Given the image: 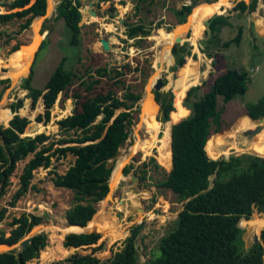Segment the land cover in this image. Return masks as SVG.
Returning a JSON list of instances; mask_svg holds the SVG:
<instances>
[{
	"label": "trees",
	"instance_id": "1",
	"mask_svg": "<svg viewBox=\"0 0 264 264\" xmlns=\"http://www.w3.org/2000/svg\"><path fill=\"white\" fill-rule=\"evenodd\" d=\"M145 2L147 0H135L134 7L138 8L139 3ZM198 2L199 0H191L190 3L181 5L179 9H174L177 22L185 23L187 15ZM257 2L258 0L249 2L238 0L233 10L238 14L245 11L253 12L256 10ZM81 5V0H59L53 17L54 20L64 21L70 34L68 42L73 46L80 40ZM0 6L7 8L0 13V25L17 22V29L14 32L0 28L1 45L9 43L17 34L27 29L34 17L44 15L46 0H2ZM229 25V16H214L210 22L211 35L203 41L204 48L201 52L205 53L209 44L217 40L222 27ZM149 33L150 27L140 22L127 25L125 32L128 38L147 36ZM47 35L48 33L38 50L45 43ZM241 35L242 27L238 26L236 34L222 42L220 48H226L231 44L238 45ZM19 46L18 42L11 46L9 53H13L9 58ZM191 49L189 41L184 40L182 43L175 42L168 53L173 57L170 71L175 73L179 69L172 83L174 101L171 89L153 90L155 100L160 105L156 119L161 123L169 120L173 122L171 165L167 176L158 183V186L174 193L183 202V206L173 225L160 237L156 249L150 251V256L144 264H264V229L260 232L261 242L253 243L248 248L242 246V250L238 245H243L240 220L244 218L240 222L242 226L250 223L258 215L254 213L251 216L254 209L257 212L264 211V157L253 153H241L225 154L224 156L229 155L225 159L223 156L217 158L210 151L209 137L222 126L220 116L222 109L218 108V98L221 97L222 101L227 103L234 96L244 94L247 72L242 69L226 68L215 77L207 91L197 96L196 92L200 85L192 84L199 80L200 74L194 68V60L189 58L186 61V57L195 58ZM206 56L211 58L213 65L212 53L207 51ZM66 59L64 56L61 58L43 87L32 85V70L20 84V88L26 90V97L30 98L32 106L39 98L42 99L44 114L38 115L37 120L50 119L49 109L55 103L58 94L79 76L72 69L65 67ZM8 63L9 59L6 65ZM126 67H129V64L122 65V69ZM122 69L116 67L95 69L99 77L107 76L113 80L114 85L121 86L123 89L120 88L124 90L122 96L112 89L86 96L80 102L79 109L57 121L60 136L55 141L46 143L51 136L44 132L33 136L23 135L29 123L27 117L18 114V109L23 106V98L16 97L9 104L13 115L7 126L0 125V198L6 193L11 183L10 177L20 160L31 154L18 175V186L11 196L10 206H14L29 189H34L31 180L37 168L50 166L52 157L59 159L70 154L73 161L63 173L51 171L54 175L52 182L56 187L72 192L71 204L64 213L66 223L85 226L91 222L97 211V203L109 192L108 180L112 166L108 161L116 156L119 147L128 138L133 124V113L139 110L138 101L141 95L133 92L118 78L124 74ZM8 81L9 78L0 79V95ZM98 82L99 78H92L88 82L81 81V84L90 90ZM73 96L79 97V94L75 92ZM183 97L182 105L189 113L183 118H175V106ZM245 108L246 113L254 119L264 116V95ZM249 116V120H252ZM255 123L256 121L252 120L251 126ZM157 140L161 144L163 137H157ZM153 162L156 165L154 157L150 156L148 161L142 164L147 166ZM131 167L132 165L125 166L122 173L127 175ZM140 199L141 195L134 191L131 196L126 197L133 207L137 206ZM128 203L126 201V204ZM5 212L6 208L2 207L0 221L5 217ZM263 217L264 213L259 214L256 219ZM41 222L42 217L32 213L22 212L13 216L8 223L10 226L8 233L0 231V244L13 245L19 242ZM253 223L254 220L250 223L248 232L256 231ZM142 227L143 222L131 225L129 234L122 240L121 246L105 259L98 258L93 252H74L52 264H138L136 239ZM99 232L108 240L107 229L69 232L64 235L62 245L66 248L83 249L98 242L101 236ZM46 245V233L43 231L35 233L24 248L0 251V264H27L31 259L38 257ZM63 246L58 244L55 247L65 249Z\"/></svg>",
	"mask_w": 264,
	"mask_h": 264
},
{
	"label": "rangeland",
	"instance_id": "2",
	"mask_svg": "<svg viewBox=\"0 0 264 264\" xmlns=\"http://www.w3.org/2000/svg\"><path fill=\"white\" fill-rule=\"evenodd\" d=\"M51 1L53 5L59 2V0ZM89 1L93 3L92 9L96 11V16L91 15V17H89L85 12V8ZM190 1L191 0H154L150 2L147 0L145 3H139L138 8H136L134 7L135 0H108L106 2H99L98 0H81V20L79 22L81 25V34L79 43L75 46L70 45L68 42L70 34L64 21L61 19L54 20L55 10L52 9L51 11L48 7L42 17H34L32 20L31 25L34 20L40 18L37 31L38 42L35 46L29 48L30 60L21 72H26L33 58L32 53L38 44L40 45L43 37L48 33L45 38V43L36 52L33 61L32 85L38 88L43 87L63 56L67 58L65 67L72 69L79 76L74 78L72 83L58 94L55 103L52 108L49 109L50 119L48 121H45L43 118L37 120L36 117L38 115L44 114L42 99L39 98L36 104L32 106L30 98L26 97V90L21 89L20 85L17 84V80L21 75L13 82L11 77L5 74L10 71L8 67L13 57L9 58L12 54L9 53L11 46L18 42L20 46H22L18 49L19 51L22 48H27L26 44L32 37L30 25L27 29L17 34L15 39L10 40L9 43L0 45V79L9 78L7 87L3 89L0 95V125L7 124L8 120L13 115L9 104L13 102L16 97H20L23 98V106L18 109V114L29 119V123L23 135L33 136L37 133L44 132L51 136L46 143L51 140L55 141L60 136L57 121L79 109L80 102L86 96H92L98 91H106L107 89H112L119 96H122L124 91L122 90L123 88L114 85L113 80L107 76L99 77L95 73V69L98 67H116L117 69H122V65L129 64V67L122 69L124 74L118 78L133 92L139 93L141 98L138 101V112L133 113V124L130 128V131H132L131 134L119 147L116 156L108 161V164L111 165L113 169L118 157L126 155L135 141L140 138L144 140L150 136L144 124L140 126L137 125L143 115L144 103H148L145 98L146 94H149V92L152 94L153 92L152 85L154 82L151 81L156 74L154 62L155 59L158 58L157 56L160 51L158 48L160 45L156 40V36L160 34V31L171 32L179 26L176 24L173 10L179 9L182 4L190 3ZM237 1L238 0H226L216 11V13L223 12L224 15L229 16L230 25L222 27L217 40L209 44L205 49V53L201 52L204 48L203 41L207 40L210 36L207 35L204 24L199 26L195 33L191 34L188 32L187 35H182L180 38L174 40L175 42L184 36V40L189 41L192 46L191 53L195 55V58L189 56L186 57V61L189 58L194 60V68H196L200 74L199 80L195 84H192L200 85V89L196 92L197 96H201L207 91L215 77L226 70V68L242 69L247 72L248 78L244 94L234 96L227 103L223 102L221 97L218 98V108L222 109L220 115L222 126L219 131L215 133L212 132L209 137L210 151L217 156V158L224 157L225 154L237 155L241 153H253L247 151L249 147L248 144L240 146L239 151L236 149H228L222 152L221 150H223V144L227 138L242 139L248 134V129H254V127L251 126L252 120H249L245 107L248 104L255 103L264 95V2L263 0H258L256 10L253 12L246 11L238 14L237 11L233 10V6ZM244 1L249 2V0ZM198 3V5L193 7L192 13L199 6L210 5L204 4V0H199ZM6 9L5 6H0V13L6 11ZM136 22L143 23L147 27H150L149 35L128 38L125 34L127 25ZM185 23H181L180 25ZM44 26L46 29H43ZM238 26L242 27V35L239 44H231L226 48H220L222 42L232 38L236 34ZM0 28L8 32H14L17 29V22L13 21L6 25H0ZM42 29L43 35L40 33ZM102 40L106 43L107 50H104L102 47ZM170 49H167L162 56L161 68L158 70L159 75L162 77L163 84L165 83L163 90L171 89L174 101V88L172 83L179 69L175 73L169 69L170 66L173 65V57L168 55ZM18 50H16L15 53L18 52ZM207 51H210L213 55V65L211 64V58L206 56ZM8 59L9 63L6 65ZM255 67H257V69H255ZM92 78H99V82L88 90L81 84V81L88 82ZM75 92L79 94V97L73 96ZM183 98L182 100H178L175 106V118H183L189 113V110L182 105ZM158 114V111L155 112L153 123L158 129L156 136L158 138L163 137V142L159 144L156 137L154 148L149 154L145 155V157L142 152L137 151L131 158L132 162H127L121 169L122 172L127 164L132 165L129 173L124 175L127 181L123 179L120 180L117 186L109 189L107 195L96 205L97 211L103 206L105 216H103L101 224L106 226L96 229H107L109 231V238L113 237L111 241L103 238L102 233L99 232L101 236L98 242L86 246L83 249L73 247L66 248L62 245L65 234L69 232L85 231L84 229L77 231L66 229L68 224L64 218V213L71 204L72 192L68 189L56 187L52 182V177L54 175L51 171L55 170L59 173H63L73 161L72 155L68 154L59 159L52 157L50 166L47 168H37L31 180L34 189H29L26 194L19 198L14 206H10L9 201L18 186V175L21 173L23 165L31 157V154L17 163L16 169L10 177L11 183L6 193L0 198V209L2 207L6 208L5 217L0 221V231L7 234L10 229L8 223L11 218L22 212L32 213L42 217V222L35 225L25 237L43 231L47 235V245L40 251L38 257L31 259L27 264H52L55 261L65 259L74 252H93L98 258L105 259L111 256L112 252L121 246L122 240L129 234V227L140 222H143V227L137 236L136 244L138 264H144L150 256V251L156 249L160 237L173 225L178 212L183 206V202L179 200L174 193L158 186V183L167 176L168 169L171 165L169 133L171 125L173 124L170 120L161 123L156 119ZM261 119L264 121V118ZM150 156L154 157L156 165L153 162L147 166H143L142 163L147 162ZM262 156H264V154ZM132 173L138 175L139 179L132 182L130 180V174ZM133 191L141 195V199L137 206L134 207L131 206L130 200H126V197L131 196ZM126 201L129 203L126 204ZM139 213H143V215L139 216ZM254 213H258L259 215L263 214L264 211L257 212V210L254 209L251 216ZM258 215L253 219V225L260 224L258 223L259 221L264 223V217L256 219ZM240 222L239 226L243 229V245H238L242 250V246L248 248L253 244L256 237L259 238L260 232L264 229V226L260 228L257 227V229L254 227L256 231L252 230L248 232L251 222L243 224L242 226ZM116 224L120 225V233L117 235L114 234V226ZM51 229H53L52 232ZM50 236H53V242L49 240ZM58 244L65 249H62V251L57 250L52 256L47 258L42 257V251L45 248H52V246H57ZM102 245H105V247L101 248ZM3 249H5L4 246L0 245V251H3Z\"/></svg>",
	"mask_w": 264,
	"mask_h": 264
},
{
	"label": "bare ground",
	"instance_id": "3",
	"mask_svg": "<svg viewBox=\"0 0 264 264\" xmlns=\"http://www.w3.org/2000/svg\"><path fill=\"white\" fill-rule=\"evenodd\" d=\"M47 1L49 4L48 7L52 11L53 2L51 0H47ZM224 1H226V0H218V2L216 4L214 3V4H210V5L199 6L194 10V12L191 14L189 20L185 24L179 25L178 27H176L171 32L160 31V34L158 36H156V40L160 45V47H158L160 50L159 55L157 56L158 58H156L155 62H154V65L156 68V72H155L156 74L153 77L151 82H154L155 79L158 77V75H159L158 69L161 68L162 56L165 54L167 49H170V45H172L174 40L177 38H180L182 35H185L186 32H189L191 34L195 33L196 29L203 24V20L208 18L212 14L216 13V11L219 9V7L221 6V4ZM39 22H40V18H37L36 20L33 21V24L31 25L32 38H33L31 43L30 44L28 43L29 45H26V47H27L26 49H22V51L16 52L10 60L9 66L12 67V69L14 71L12 72L10 70L5 74H7V76L11 77L13 82L17 80L18 76L22 73L21 71L24 70V68L26 67V65L28 64V62L30 60L29 48L32 46H35L38 42L37 31H38ZM27 38H29V37H27ZM25 74L26 73H22V75H25ZM145 98H146V101H148V103L147 104L144 103L143 115H142L140 122H138L137 126L144 124L147 131L149 132L148 134H150V136H149V138L144 139V140H141V138L139 137L140 139L135 141V143L131 146L130 151L126 155L118 157V160L116 161L115 165L113 166V169L111 170V174H110V177L108 180L109 189H111L113 187L115 188L117 186V184L120 182V180H122V179L127 181V178L124 177V175L121 172V169H122L123 165H125L127 162L131 161V158L136 154L137 151L142 152L144 157H145V155L149 154L150 151L155 146L156 137H157L156 132L158 129L155 127L153 121L155 118V112H157V105L152 101L150 92H149V94H146ZM257 125L260 126V128L258 130H256L251 135L246 134V136H244V138H242V139L227 138L225 140V143L223 144V150H221V151L223 152V151H226L228 149H236L237 151H239L240 146L248 144L249 147H248L247 151H251L253 153L263 155L264 154V121H256L255 125H253L252 127H254V129H255V127ZM221 151H220V153H221ZM169 153L171 155L170 151H169ZM139 158H140V156H139ZM141 215H143V213H139V216H141ZM103 216H105V212H104V209L102 206L100 209H98V211H96L91 222L89 224H87L85 227L82 228V227H79L78 225H68V227L66 229H68V230L71 229V230H76V231L82 230V229L88 230V231H91L93 229L94 230H105V229H96L100 226H103L101 224ZM258 223H260V224L254 225L256 229H257V227L260 228V227L264 226V223H262V221H259ZM112 229H113V226H112ZM52 230L53 229H51V232H52ZM119 233H120V225L116 224L114 226V234L117 235ZM112 239H113V237H110V238H108V241H110ZM49 240L53 242L54 241L53 236H50ZM57 250L62 251L61 248H56L55 246H52V248L47 247L42 251V257L47 258L49 256H52L54 254V252H56Z\"/></svg>",
	"mask_w": 264,
	"mask_h": 264
},
{
	"label": "water",
	"instance_id": "4",
	"mask_svg": "<svg viewBox=\"0 0 264 264\" xmlns=\"http://www.w3.org/2000/svg\"><path fill=\"white\" fill-rule=\"evenodd\" d=\"M32 2V1H31ZM30 2V3H31ZM215 4L217 3V2H214ZM57 4L58 3H55L54 5H53V9L55 10L56 9V7H57ZM28 5H30V4H28ZM27 5V6H28ZM92 7H93V3H92V1H89L88 2V4H87V6H86V8H85V12L87 13V15L89 16V17H91V15H93V16H96V11H94L93 9H92ZM48 9V1L46 0V10ZM192 11H193V8L191 9V12L188 14V17H189V15L192 13ZM93 13V14H92ZM221 14H223V12H221V13H214V14H212L211 16H209L208 18H206V19H204L203 20V24L205 25V27H206V33H207V35L208 36H210L211 35V28H210V22H211V19L214 17V16H216V15H221ZM43 15H38V16H36V17H42ZM188 17L186 18V19H188ZM44 38V37H43ZM175 42H180V43H182L183 42V38H181L180 40H177V41H175ZM175 42H173L172 43V45L175 43ZM101 43H102V47L104 48V50H107V45H106V43L102 40L101 41ZM27 45V44H26ZM172 45H171V47H172ZM22 47V46H21ZM36 51V50H35ZM35 51L32 53V56H33V58H32V60H31V62H30V64H29V66H28V72L25 74V75H21V76H19V78H18V80H17V84L19 85V84H21V83H23L24 82V80L26 79V77L28 76V73L30 72L29 70H30V65H31V63L33 62V60H34V56H35ZM9 70H13L12 69V67H9ZM163 86H164V84H163V80H162V77L159 75L156 79H155V81H154V83H153V85H152V89L153 90H155V91H158V90H162L163 89ZM186 94V93H185ZM151 99H152V101L157 105V111L159 112V108H160V105H159V103L155 100V97H154V93L152 92V94H151ZM52 108V106L50 107V109ZM248 115V114H247ZM249 116V115H248ZM252 120H258V121H262V119L261 118H264V117H261V118H258V119H254V118H252L251 116H249ZM8 125V122H7V124L5 125V126H7ZM260 128V126L259 125H257L256 127H255V129H253V130H247V133L248 134H253L256 130H258ZM131 132L132 131H129V133H128V136L131 134ZM171 140H172V136H171V129H170V152H171ZM254 154V153H253ZM256 155H258V156H262V155H259V154H256ZM228 156L229 155H227V156H224V158L225 159H227L228 158ZM262 157H264V156H262ZM219 158H221V157H219ZM217 159V158H216ZM127 167H129L130 166V164H127L126 165ZM130 180L132 181V182H134V181H136V180H138L139 179V176L138 175H136L135 173H132V174H130ZM95 214V213H94ZM94 216V215H93ZM92 216V217H93ZM79 226V225H78ZM79 227H85V226H79ZM92 231H94V230H91V231H88V230H85V231H82V232H92ZM31 237H32V235H30V236H27V237H24V238H22L19 242H17V243H15V244H13V245H8V244H0V245H3L4 246V248L5 249H3V251L4 250H10V249H12V248H18V249H22V248H24L29 242H30V240H31ZM257 242H261V239H260V235H259V238H255V240H254V242L253 243H257ZM105 247V245H102L101 246V248H104Z\"/></svg>",
	"mask_w": 264,
	"mask_h": 264
},
{
	"label": "crops",
	"instance_id": "5",
	"mask_svg": "<svg viewBox=\"0 0 264 264\" xmlns=\"http://www.w3.org/2000/svg\"><path fill=\"white\" fill-rule=\"evenodd\" d=\"M217 1H218V0H214V1H212V2H206V1H205L204 4H214V2H217ZM198 4H199V3H197L196 5H198ZM200 4H203V3H200ZM182 5H183V4H182ZM245 12H246V11H245ZM173 14H174V13H173ZM221 15H224V13L221 14ZM174 16H175V15H174ZM187 17H188V15H187ZM187 17H186V18H187ZM175 19H176V24H177V26L180 25V23L177 22V18H176V17H175ZM32 20H33V19H32ZM31 23H32V21H31ZM30 25H31V24H30ZM40 33H41V32H40ZM187 33H188V32H186L185 35H187ZM41 34H42V33H41ZM185 38H186V37H185ZM43 39H44V38H43ZM32 40H33V38L31 37V39L27 42V45H29V44L31 43ZM183 41H184V36H183ZM28 43H29V44H28ZM20 47H21V46H19V48H20ZM38 47H39V44H38V46H37L36 49H35L36 51L34 50V51H35V56H36V52H37V50H38ZM19 48H18V49H19ZM18 49H17V50H18ZM22 49H23V48H22ZM22 49H21L20 51H22ZM15 51H16V50H15ZM18 51H19V50H18ZM11 53H13V52H11ZM14 53H15V52H14ZM35 56H34V59H35ZM191 57H192V56H191ZM31 60H32V59H31ZM33 61H34V60H33ZM29 64H30V63H29ZM32 65H33V62H32L31 65H30V70H29V71L32 70ZM28 66H29V65H28ZM9 67H10V66H9ZM9 67H8V68H9ZM27 69H28V68H27ZM13 71H14V70H12V72H13ZM27 72H28V70H26V72H22V73H27ZM22 73H21L20 75H22ZM29 73H30V72H29ZM29 73H28V75H29ZM11 80H12V79H11ZM19 85H20V84H19ZM6 87H7V86H6ZM187 89H188V88H187ZM187 89H186V90H187ZM185 93H186V92H185ZM185 96H186V94H185ZM183 99H184V98H183ZM4 126H5V125H4ZM214 133H215V132H214ZM128 137H129V136H128ZM206 153H207V152H206ZM207 155H208V154H207ZM208 157H209V156H208ZM210 158H211V157H210ZM211 159H214V158H211ZM168 170H169V169H168ZM122 174H123V173H122ZM123 175H124V174H123ZM91 219H92V218H91ZM85 226H86V225H85Z\"/></svg>",
	"mask_w": 264,
	"mask_h": 264
},
{
	"label": "built area",
	"instance_id": "6",
	"mask_svg": "<svg viewBox=\"0 0 264 264\" xmlns=\"http://www.w3.org/2000/svg\"><path fill=\"white\" fill-rule=\"evenodd\" d=\"M255 69H257V67H255ZM255 69H254V70H255Z\"/></svg>",
	"mask_w": 264,
	"mask_h": 264
}]
</instances>
